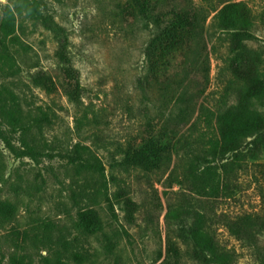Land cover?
I'll return each mask as SVG.
<instances>
[{
    "label": "rangeland",
    "instance_id": "obj_1",
    "mask_svg": "<svg viewBox=\"0 0 264 264\" xmlns=\"http://www.w3.org/2000/svg\"><path fill=\"white\" fill-rule=\"evenodd\" d=\"M129 1L40 0L37 11L29 0H0V97L21 102L26 141L42 153L17 156L0 135V205L13 206L11 218L0 208V264H199L178 238L177 220L169 217L168 224L166 216L168 203L186 190L183 173L194 154L181 142L170 162L171 147H164L203 132L204 118L191 125L198 112L187 122L178 111L199 88H206L201 101L214 108L230 70L213 51L215 37L208 32L200 39L195 32L190 77L181 86L185 98L176 103L171 96L181 78L158 82L160 63L148 43L165 19L159 9L189 0H152L143 10ZM232 2L245 7L229 13L231 21L249 17L257 25L239 36L244 54L260 57L255 66L264 71V0ZM73 73L81 85L78 104L62 88L74 86ZM252 77L248 71L246 78ZM228 101L237 103L235 90ZM4 128L24 147L20 131ZM147 138L158 144L156 162L126 157L125 150L147 147ZM246 152L251 172L236 199L219 210L259 207L264 144ZM206 164L195 159L198 170ZM125 181L137 207L126 203ZM219 235L235 247L238 264H257L251 249L223 229Z\"/></svg>",
    "mask_w": 264,
    "mask_h": 264
},
{
    "label": "trees",
    "instance_id": "obj_2",
    "mask_svg": "<svg viewBox=\"0 0 264 264\" xmlns=\"http://www.w3.org/2000/svg\"><path fill=\"white\" fill-rule=\"evenodd\" d=\"M38 11L40 0H29ZM152 0H130L135 8L143 10L144 4ZM245 3L232 0H189V3H165L159 13L165 15L162 25L155 35L151 36L148 45L153 48L157 63L156 74L158 82H164L172 77L181 78L179 86L174 89L171 97L175 102L184 101L185 92L182 85L190 77L187 67L188 53L193 46L194 33L203 39L205 33H211L216 43L213 51L219 54L220 60L230 73L224 76L222 84L224 91L221 99L214 108L206 106L204 100L205 89H197L190 94V98L179 114L191 122L196 113L197 117L191 125L204 118L205 129L202 133L190 136H180L167 142L164 151L170 153V162L173 158V149L178 144L185 143V148L194 154L190 166L183 173V180L187 183L186 190L178 193L177 202L168 203L167 222L169 217L177 220L180 226L178 238L186 245L191 257L199 264H238L239 254L235 247H231L220 238V229L225 230L240 245L251 249L256 255L257 264H264V164H257L261 168L262 179L258 182V208L243 211L219 210L221 204L236 199L237 192L241 191L245 174L251 172V163L247 155V148L251 145L264 144V71L257 68L260 57L246 56L247 45L240 38L242 28H256V23L249 17L237 22L231 21L229 13L243 9ZM148 8V7H147ZM211 18L210 23L208 20ZM264 22V13L262 19ZM4 27H7L4 25ZM69 63V57L64 53L63 59ZM222 73H223V68ZM253 71L252 79L246 78V73ZM221 73V72H220ZM74 86L64 85L69 99L74 103L81 101V85L79 78L73 73L71 76ZM184 83V84H183ZM52 92V87L47 88ZM235 90L236 104H228L229 95ZM184 94V95H183ZM201 101V102H200ZM200 104V106H199ZM24 110L20 101H8L0 97V135L6 141L9 149L17 156L37 158L41 155L33 146L27 143V130L23 121ZM5 124L13 130L20 131L24 147L14 145L5 133ZM147 147L125 150L127 158L146 159L156 158L158 146L151 138L145 139ZM195 159H204L207 164L202 169L195 168ZM90 169V168H89ZM162 169V167L160 168ZM167 169L161 172V176ZM185 184V183H184ZM129 191L126 203L131 207L138 204L133 198L131 185L125 181ZM197 202L198 206L192 205ZM11 218L13 206L0 205ZM13 264H27L23 261Z\"/></svg>",
    "mask_w": 264,
    "mask_h": 264
}]
</instances>
